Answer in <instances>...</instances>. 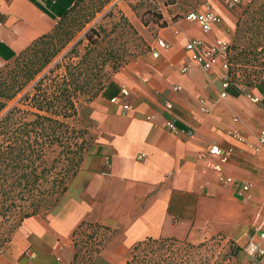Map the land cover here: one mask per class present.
Returning a JSON list of instances; mask_svg holds the SVG:
<instances>
[{
	"label": "crops",
	"instance_id": "0c3cea01",
	"mask_svg": "<svg viewBox=\"0 0 264 264\" xmlns=\"http://www.w3.org/2000/svg\"><path fill=\"white\" fill-rule=\"evenodd\" d=\"M212 11L220 22L208 33L185 16L172 20L177 36L172 28L155 26L152 37L134 24L158 57L143 54L113 73L117 103L98 96L88 105L97 148L84 156L51 210L21 223L0 252V264H74L73 233L82 223L111 232L93 264H117L145 238L197 244L222 235L243 246L264 222V150L257 143L264 106L247 96L264 98V75L259 86L238 87V96L226 92L223 99L221 58L205 71L185 50L189 38L230 44L236 17L217 5ZM56 22L29 0H0V61L12 62ZM158 39L168 44L166 50L156 46ZM211 146L230 152L222 169L234 183L220 182L218 158L206 155ZM244 184L248 193L242 192Z\"/></svg>",
	"mask_w": 264,
	"mask_h": 264
},
{
	"label": "trees",
	"instance_id": "16d2710c",
	"mask_svg": "<svg viewBox=\"0 0 264 264\" xmlns=\"http://www.w3.org/2000/svg\"><path fill=\"white\" fill-rule=\"evenodd\" d=\"M29 1L57 22L49 34L36 39L12 61L20 63L13 77L0 78V114L35 82L0 118V252L25 219L51 210L66 191L68 180L96 146L93 136L80 124L81 111L98 96L111 99L117 95L107 69L115 73L129 62L125 52L121 54L114 45L102 46L110 35L103 26L88 27L111 0ZM250 3L237 19L236 45L229 47L225 92L234 96L240 94L238 87L246 90L259 86L264 75V0ZM177 4L178 0L164 2L167 7ZM143 15L151 19L145 23L165 26L157 10H146ZM179 16L182 14H171V19ZM80 33L81 39L61 61L36 81ZM108 41L116 43V39ZM245 66L253 67V72L239 83L237 67ZM110 236L105 227L80 224L73 233V263L93 264L94 255L104 249ZM219 237L224 238L219 235L198 244L175 238H145L131 248L124 264H233L241 256L250 264H260L261 259L248 258L242 246L232 240L215 254L213 247Z\"/></svg>",
	"mask_w": 264,
	"mask_h": 264
},
{
	"label": "rangeland",
	"instance_id": "374dc122",
	"mask_svg": "<svg viewBox=\"0 0 264 264\" xmlns=\"http://www.w3.org/2000/svg\"><path fill=\"white\" fill-rule=\"evenodd\" d=\"M99 0H92V3H97ZM157 3L164 5V2L166 0H154ZM188 1L187 5L185 2L182 0H178V4L175 6L171 7H166L167 13L169 16L171 14H182V16H185L187 12L189 11H199V10H204L206 6H208L211 10L212 7L217 5L220 6L231 13L234 14L236 19L240 16L241 12L250 6L252 3L251 0H240L239 4H237L234 8L230 9L226 6L225 0H198V1H192L189 3ZM156 10V8L149 3L147 0H111L110 4H108L102 12L98 13L95 17V19L88 25V27L92 26H103L104 29H106L108 32H110L109 38L105 40L103 43V47L107 48L110 44L114 45L113 47L120 49L121 54L125 52V58L126 60H134L136 57L141 56L143 54H147L150 51V47H148L147 42L144 40V34H140L136 28L134 27V24H140V27L142 28V31L148 33L150 32V36L154 37L155 32H152L155 30L156 27H160L157 24H154L153 22L145 23V21H149L150 16L148 15H143V12L146 10ZM106 14V17H104ZM180 17V16H179ZM122 18L127 20L128 23H124ZM237 23V22H236ZM131 27H129V26ZM135 30L136 34L132 31ZM82 33L78 34L76 39L59 55L57 56L52 63L44 70L42 74H40L37 78L36 81L43 75L45 74L49 69L53 68L55 64L61 61L62 57L66 54V52L82 37ZM116 39V43H107L109 42L108 40H113ZM235 35L232 38V41L230 42L231 46H235ZM82 48V47H81ZM82 50V49H81ZM83 53V51H81ZM20 64V63H19ZM19 64H16L15 62H10L4 65L3 68L0 69V78H5V77H13L14 69H17ZM108 73L113 75L112 71L110 69H107ZM253 72V67L251 66H245V67H237L236 71V78L239 80V83L244 81V78ZM35 82L31 83L28 87L25 88V90L19 94L16 99L13 101L9 102L7 104L6 109L0 114V118L14 105H16L17 101L22 97L24 93L29 91V89L34 85ZM90 109L88 108V105L84 107L83 111H81L80 114V120H81V126L84 128H87V130L90 132V134L94 138V145H98L97 143V135L92 131L93 127V122L90 120ZM94 146L92 148V151L96 148ZM217 237V236H216ZM210 239V238H208ZM217 245L213 247L214 253L217 254L221 250L222 247L225 246L227 239L224 237L222 238H217ZM202 242V241H200ZM198 242V243H200ZM197 243V244H198ZM131 250H128V252L121 256L120 261L117 264H123L125 263L129 252ZM108 260L109 264L111 263ZM233 264H250V262L244 257L241 256L240 259L236 260L233 262ZM258 264V263H254Z\"/></svg>",
	"mask_w": 264,
	"mask_h": 264
},
{
	"label": "built area",
	"instance_id": "2783aa9c",
	"mask_svg": "<svg viewBox=\"0 0 264 264\" xmlns=\"http://www.w3.org/2000/svg\"><path fill=\"white\" fill-rule=\"evenodd\" d=\"M120 1V0H116ZM149 3H151L157 10L158 13H160L163 21L165 22V26L167 28H172V32L175 36L180 34V31L174 27V23L171 19V17L168 15L166 7L164 5H161L157 3L154 0H147ZM240 0H225L226 6L230 9L234 8L237 4H239ZM185 18L191 22L197 23L201 29L202 32L208 33L212 27L220 22V18L213 13V11L206 6L203 11H190L185 15ZM2 27V24L0 23V29ZM156 46L162 50H166L168 48V44L162 40L158 39L156 41ZM229 47L230 44H227L221 40H217L212 45H206L203 41L199 39H191L189 38L185 44V50L187 52H190L192 54V59L202 66V68L205 71H209L212 64L214 63L215 59L217 57H220L222 60V68L225 71L224 81H223V90L220 93L221 98H226L227 94L225 92V89L227 88L229 84V77L227 75L228 65H227V59L229 56ZM151 55L154 58L158 57V52L151 49ZM5 65L4 62L0 61V69L3 68ZM182 72H185V69H182ZM178 90V88H176ZM122 96L127 95L126 90L121 91ZM250 102L252 104L258 105V106H264V98L254 96V95H247ZM112 103H117L118 99L113 98L111 99ZM201 109L203 112H206L207 109L204 106V101L201 100L200 102ZM171 108V105H168V109ZM129 109L128 106H123V111H127ZM166 127L171 132H176V128L172 122H168L166 124ZM191 135V133H189ZM235 139L238 142H243V139L240 136H235ZM257 143L261 147L262 150H264V129H261L258 136H257ZM206 155L209 156H215L218 158L219 162L214 166V170L220 174V182L223 184L230 185L234 183L233 179L231 177L225 176L223 174L222 165L226 164L228 162V159L230 157L229 151H223L217 146H211L208 151L206 152ZM250 189V186L248 184L242 185V192L248 193ZM262 242H264V222H262L259 226H256L252 229V233L248 236L246 243L242 246L243 253L252 260L261 259L264 257V246H262Z\"/></svg>",
	"mask_w": 264,
	"mask_h": 264
}]
</instances>
